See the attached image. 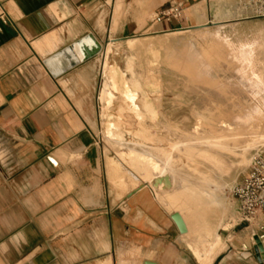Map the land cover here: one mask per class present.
<instances>
[{"label":"crops","instance_id":"crops-1","mask_svg":"<svg viewBox=\"0 0 264 264\" xmlns=\"http://www.w3.org/2000/svg\"><path fill=\"white\" fill-rule=\"evenodd\" d=\"M178 2L179 19L154 21ZM251 8L250 0H0V264H204L144 179L129 189L124 170L116 181L99 138L101 63L112 36L223 24L230 13L255 17ZM112 70L103 100L124 82ZM256 233L240 225L236 245L210 264H260L231 253L253 251Z\"/></svg>","mask_w":264,"mask_h":264},{"label":"rangeland","instance_id":"rangeland-1","mask_svg":"<svg viewBox=\"0 0 264 264\" xmlns=\"http://www.w3.org/2000/svg\"><path fill=\"white\" fill-rule=\"evenodd\" d=\"M245 15L230 13L227 23L215 21L197 29L123 39L112 36L101 63L99 138L112 155L116 181H123L126 170L129 189L140 187L137 181L144 179L143 186H149L172 215L181 207L178 215L191 250L204 264L220 260L228 245H236L240 226L233 190L249 173L253 157L264 155L263 145L229 157L231 168L226 176L220 171L209 176L213 167L201 158L196 161L191 152L193 147L203 148L195 143L210 131L220 133L244 114L264 115V19ZM107 65L113 69V78L119 73L124 82L116 80L117 87L103 100ZM261 126L264 129V123ZM206 177L222 184L223 189L214 194L215 203L200 194L207 190ZM185 182L199 193L205 211L194 208L189 198L177 202L179 184ZM166 184L170 190L160 192ZM210 187L215 188L214 184ZM167 201L176 204L170 208Z\"/></svg>","mask_w":264,"mask_h":264},{"label":"bare ground","instance_id":"bare-ground-1","mask_svg":"<svg viewBox=\"0 0 264 264\" xmlns=\"http://www.w3.org/2000/svg\"><path fill=\"white\" fill-rule=\"evenodd\" d=\"M263 77H264V72L261 75V78ZM134 88L137 89V91H139L140 93H143L142 90H140L137 86H134ZM133 94L135 95V93ZM262 119L264 120V115L259 117L258 116L252 117V116H245L244 114V116H240L239 118H237L235 122H231L234 123V126L226 127L220 133H214L210 131L208 137L199 138L195 143V145H199V146L201 145V147L203 148L196 149L193 147L191 149L194 159L198 161L199 158H201L205 162H207L210 167L211 166L213 167L212 169H209V173H208L209 176H212L211 174L216 171H220L221 173L224 174L223 176H226L231 168V161H230L231 157L237 158L238 155H244L250 152L252 149L254 148L257 149L259 146L264 145V129L261 126V123H264V121ZM224 167L225 169L223 170ZM157 173L160 174V176L167 178L166 176H164L163 173L158 171ZM205 180L207 181L208 184L207 190L202 191L200 194L202 195L204 194L206 198L209 197L210 202L215 203L216 198L214 194L216 193V191L223 189L221 186L222 184L218 183L215 179L210 177H206ZM211 183L214 184L215 186L214 189L210 187L212 185ZM170 188H171L170 185L167 184L163 185L160 192L169 191ZM178 191L179 194L177 195V199H176L177 202L182 201L185 198H189L192 201V205L194 206V208L200 210V212L205 211L204 206L201 205L199 193L194 189H192L190 185H188L187 183L186 184L180 183L178 187ZM201 198L203 199V197ZM166 203H167L166 205L170 208H172L176 204L175 201L173 202L167 201ZM210 209L215 210L212 209V207ZM173 214L181 215V207H179L177 210H174ZM198 254L200 255L199 251Z\"/></svg>","mask_w":264,"mask_h":264},{"label":"built area","instance_id":"built-area-1","mask_svg":"<svg viewBox=\"0 0 264 264\" xmlns=\"http://www.w3.org/2000/svg\"><path fill=\"white\" fill-rule=\"evenodd\" d=\"M256 18L264 19V0H251ZM184 4H172L158 13L154 21L163 22L179 19ZM233 196L238 204V226L245 225L256 231V236L264 245V155L256 154L251 162L250 170L234 188ZM245 250V249H243Z\"/></svg>","mask_w":264,"mask_h":264},{"label":"water","instance_id":"water-1","mask_svg":"<svg viewBox=\"0 0 264 264\" xmlns=\"http://www.w3.org/2000/svg\"><path fill=\"white\" fill-rule=\"evenodd\" d=\"M101 49H102V47L98 45L97 46V50H95V52H98ZM88 56H89L88 54H85L84 58H87ZM172 219L177 224V226L180 229L181 233H185L186 232V226L182 222V219L180 218V215H178V214L172 215ZM231 253L239 256L242 260H246V259H248V258H250V257H252L254 255L257 258V260H258V262L260 264H264V245L260 241L258 236L254 237L253 251H245L243 249L233 248L231 250ZM145 264H153V263H145Z\"/></svg>","mask_w":264,"mask_h":264}]
</instances>
